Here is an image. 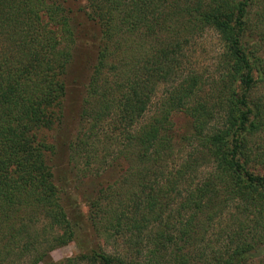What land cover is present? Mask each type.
Returning <instances> with one entry per match:
<instances>
[{
    "label": "trees",
    "instance_id": "obj_1",
    "mask_svg": "<svg viewBox=\"0 0 264 264\" xmlns=\"http://www.w3.org/2000/svg\"><path fill=\"white\" fill-rule=\"evenodd\" d=\"M84 2L100 34L73 154L85 172L122 169L88 217L120 250L50 257L79 228L48 139L75 33L62 0H0V264H264V92L249 98L264 88V0ZM206 30L221 54L214 94L200 95L184 53ZM179 114L189 125L178 134Z\"/></svg>",
    "mask_w": 264,
    "mask_h": 264
},
{
    "label": "rangeland",
    "instance_id": "obj_2",
    "mask_svg": "<svg viewBox=\"0 0 264 264\" xmlns=\"http://www.w3.org/2000/svg\"><path fill=\"white\" fill-rule=\"evenodd\" d=\"M63 1L65 7L70 10L75 44L72 49L71 62L65 75L66 94L63 100V119L59 126L48 133V139L54 146L53 154L49 155V164L54 175V182L61 191L62 202L67 215L78 223L79 228L75 241L50 253L54 262L82 254L87 248L98 246V244L106 245L105 248L110 253H116L120 250L117 244L113 243V239H108L105 242L104 237L96 238L88 223V217L91 216L90 201L97 196L99 189L112 184L116 178L120 177L122 169L117 167L98 175L94 170L85 172L80 156L73 154V144L80 128L79 115L91 69L97 57L99 28L84 13L86 5L84 0ZM250 12L254 14L258 10L254 8ZM248 35L254 34L249 33ZM253 39L255 40V38ZM185 50L184 54H186L188 61H186L187 64H184V74L200 73L205 85L202 87L200 95L203 93L214 94L212 91L213 73L217 68L216 65L221 54L218 36L215 32L206 30ZM260 55L264 58V44H262ZM159 90L156 100L160 97L162 89ZM263 92L264 88L257 83L250 91L249 98H256ZM155 101H153L148 115L153 114L156 108ZM172 122L173 129L178 134L183 133L189 125L188 119L181 114L174 116ZM93 169L95 168L93 167ZM254 172L261 173L257 168L254 169ZM252 260L256 261L257 259Z\"/></svg>",
    "mask_w": 264,
    "mask_h": 264
}]
</instances>
